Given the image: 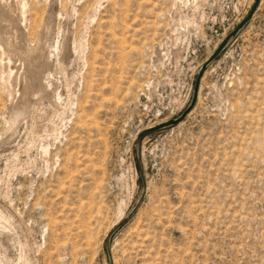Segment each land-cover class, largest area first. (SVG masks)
Wrapping results in <instances>:
<instances>
[{"label":"rangeland","instance_id":"1","mask_svg":"<svg viewBox=\"0 0 264 264\" xmlns=\"http://www.w3.org/2000/svg\"><path fill=\"white\" fill-rule=\"evenodd\" d=\"M3 1L0 264H264V0Z\"/></svg>","mask_w":264,"mask_h":264},{"label":"water","instance_id":"2","mask_svg":"<svg viewBox=\"0 0 264 264\" xmlns=\"http://www.w3.org/2000/svg\"><path fill=\"white\" fill-rule=\"evenodd\" d=\"M260 2L261 0H254L250 12L247 13V16L220 42L219 46L216 48L214 53L209 58H207V60L202 64L200 70L198 71V75L194 85L193 97L188 107L177 118L159 123L158 125L145 129L144 131H142V133L140 132L139 135L140 141L145 134L158 131L168 126L177 125L185 119V117L189 114V112L193 109V107L197 102L196 99H198L199 90H200L199 85H201L202 77L206 72V70L208 69L209 65L212 64V62H214L218 58V56H220V54L225 50V48L229 44L228 42H230L235 36H237L239 31L248 24V22L252 19L254 13L258 9Z\"/></svg>","mask_w":264,"mask_h":264},{"label":"bare ground","instance_id":"3","mask_svg":"<svg viewBox=\"0 0 264 264\" xmlns=\"http://www.w3.org/2000/svg\"><path fill=\"white\" fill-rule=\"evenodd\" d=\"M3 1V0H2ZM15 2V1H14ZM16 4H15V6H16V11H17V16L19 17V20H21L22 21V27H26V22H27V1H25V0H16ZM3 3H4V1H3ZM4 5H6V4H4ZM9 5V4H8ZM7 5V6H8ZM2 7H4V6H2ZM13 8V7H12ZM3 10V9H2ZM0 11H1V9H0ZM3 12V11H2ZM10 12H11V9H10ZM9 12V13H10ZM8 13V14H9ZM3 14V13H2ZM1 14V15H2ZM4 16V15H3ZM7 16V15H6ZM1 20V19H0ZM7 20V19H6ZM10 20V19H9ZM11 21V20H10ZM14 22V21H13ZM17 22V21H16ZM12 23V22H11ZM18 23V22H17ZM14 24V23H13ZM21 24V23H20ZM9 25H10V23H9ZM19 25V24H18ZM15 26V25H14ZM21 26V25H20ZM11 27V26H10ZM19 27V26H18ZM11 32V31H10ZM12 37V36H11ZM11 39V38H10ZM7 43V42H6ZM17 43V42H16ZM12 45V44H11ZM18 46V45H17ZM13 47V46H12ZM21 47V46H20ZM22 48V47H21ZM13 49V48H12ZM0 50H1V53H2V55L3 54H6V53H9V52H6V50H11V47H10V44L8 43L7 44V48L6 47H2L1 45H0ZM12 51V50H11ZM10 51V52H11ZM14 51V50H13ZM22 52H24V51H22ZM27 52H28V50H27ZM25 53V52H24ZM8 56H6L7 58H8V63H10L11 62V56L9 55V54H7ZM13 55V54H12ZM28 56V55H27ZM25 57V56H24ZM3 63V62H2ZM7 63V64H8ZM29 63V62H28ZM24 65H25V63H24ZM20 66H21V64H20ZM18 67H19V65H18ZM21 68V67H20ZM19 69H17V71H18ZM11 71H12V69H11ZM10 71V73H9V76H8V81H7V83H8V85H12V81L13 80H18V78H19V76L17 77V78H15L16 76H15V74H13V73H15V72H11ZM15 71V70H14ZM21 71H19V73H20ZM21 73H23V72H21ZM20 73V74H21ZM7 75V74H6ZM17 75V74H16ZM15 78V79H14ZM20 80V79H19ZM33 87V86H32ZM34 90V89H33ZM30 90L27 88V94H28V92H29ZM25 104V103H24ZM24 104H21V105H16V106H14L13 108H12V110H11V112H10V116H9V120H8V126H9V129L11 130V132L13 133V132H15L16 131V129L18 128V126H19V124L21 123V120H22V117H25V115H27V110H28V104L27 105H24ZM47 149V148H46Z\"/></svg>","mask_w":264,"mask_h":264}]
</instances>
